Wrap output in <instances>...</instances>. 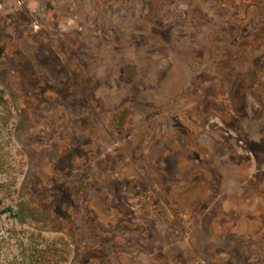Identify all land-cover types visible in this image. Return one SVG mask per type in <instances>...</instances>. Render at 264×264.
Segmentation results:
<instances>
[{
	"label": "rangeland",
	"instance_id": "374dc122",
	"mask_svg": "<svg viewBox=\"0 0 264 264\" xmlns=\"http://www.w3.org/2000/svg\"><path fill=\"white\" fill-rule=\"evenodd\" d=\"M0 70L27 243L264 264V0H0Z\"/></svg>",
	"mask_w": 264,
	"mask_h": 264
},
{
	"label": "trees",
	"instance_id": "16d2710c",
	"mask_svg": "<svg viewBox=\"0 0 264 264\" xmlns=\"http://www.w3.org/2000/svg\"><path fill=\"white\" fill-rule=\"evenodd\" d=\"M0 70V86L2 81ZM12 107L6 99V91L0 88V175L6 181L0 182V264H64L65 250L55 240H48L39 234L34 241L27 243L21 232L15 227H7L3 217L16 218L22 225L31 224L30 218L37 220L38 212L27 208L25 194L20 191V202L17 209L5 206L6 199L11 198L14 190L8 180L14 177L16 167L10 150L12 141ZM22 190V186L21 189ZM39 229L40 226H36Z\"/></svg>",
	"mask_w": 264,
	"mask_h": 264
}]
</instances>
